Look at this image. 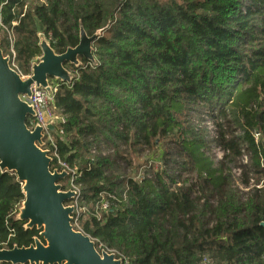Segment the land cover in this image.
<instances>
[{
    "label": "trees",
    "instance_id": "16d2710c",
    "mask_svg": "<svg viewBox=\"0 0 264 264\" xmlns=\"http://www.w3.org/2000/svg\"><path fill=\"white\" fill-rule=\"evenodd\" d=\"M81 27L101 31L96 63H66L73 82L55 80L65 122L58 157L49 148L52 170L60 159L77 172L78 228L127 264H264V0H0L1 48L7 28L22 75L42 37L61 54ZM146 151L162 164L125 176L119 164L141 166ZM24 199L0 169V249L42 239L17 219Z\"/></svg>",
    "mask_w": 264,
    "mask_h": 264
},
{
    "label": "water",
    "instance_id": "95a60500",
    "mask_svg": "<svg viewBox=\"0 0 264 264\" xmlns=\"http://www.w3.org/2000/svg\"><path fill=\"white\" fill-rule=\"evenodd\" d=\"M100 33L89 36L81 27L79 44L61 54L42 37V56L33 63L31 75L26 78L12 68L10 57L1 48L0 37V169L16 173L23 185L25 199L17 219L26 221L27 229L37 228L42 237H35L29 247L0 249V263L123 264L115 253L99 251L92 237L75 229V207L67 203L76 192L63 189L60 183L68 179L69 173L51 169L53 158L45 148L44 128L29 127L27 120L35 117V111L20 97L31 96L33 85L51 91V79L71 84L74 73L66 63L80 66L81 57L96 63L93 50ZM48 130L54 132L55 125L49 124Z\"/></svg>",
    "mask_w": 264,
    "mask_h": 264
},
{
    "label": "built area",
    "instance_id": "2783aa9c",
    "mask_svg": "<svg viewBox=\"0 0 264 264\" xmlns=\"http://www.w3.org/2000/svg\"><path fill=\"white\" fill-rule=\"evenodd\" d=\"M6 31L8 33V39L10 42V48H9L10 53L8 54V56L10 57V63H11L12 68H14L15 70L18 71L16 63H15L16 51L14 49V39H15L14 33L7 28H6ZM30 75H22V76L25 78V77H28ZM49 84L51 87V91H48L44 87H39V86L33 85L31 96L23 94L20 97L22 100L28 102L29 105H31L35 111V117H33L34 127L36 125H40L44 128L45 148L47 146L48 150H49V148L53 149L54 155L56 157H58L57 147H56V139H55L54 133L57 131L59 124L65 122V119L63 117L57 116L54 112L53 104H54V100H55V94L58 90V84L54 79H51ZM49 124L55 125V131L54 132H51L50 130H48ZM33 128H31V129H33ZM59 132L62 134L63 130L60 129ZM254 136H255V139L257 141H259L261 138V135L258 132H255ZM58 164L63 168L62 170H66L69 173L68 180L70 181V184H69L70 188L68 187V189H72L76 192V196L71 201L70 205H73L75 207V212L73 214L72 223H73L75 229L80 230L78 228V227H80L78 225V219H79V210H80L79 205H80V201H81L82 196H81L80 189L74 183L75 179L77 178V172H76V170L72 169L68 165V163H66L60 159L58 161ZM62 170H60V171H62ZM239 175H240V171L238 172V176ZM108 209H109V202L103 200L102 203L97 206V210H98L97 216L102 217V213L108 211ZM108 252H113V251H108ZM121 259L123 260V264H124L125 260L123 258H121ZM125 263L127 264L128 262L126 261ZM201 264H219V263H217L215 260H213L212 258H210L208 256H204L202 261H201Z\"/></svg>",
    "mask_w": 264,
    "mask_h": 264
},
{
    "label": "rangeland",
    "instance_id": "374dc122",
    "mask_svg": "<svg viewBox=\"0 0 264 264\" xmlns=\"http://www.w3.org/2000/svg\"><path fill=\"white\" fill-rule=\"evenodd\" d=\"M26 78V77H25ZM205 125L210 127L211 130V135H213V130H214V126L213 123L207 119L205 122ZM107 153H111V152H107ZM160 153L161 151L157 152V151H146L144 154H142V160L141 166H137V164H134V167L132 166L131 168L125 167V165H123L122 163H120V167H122L124 169V175L125 176H131V177H135L136 179H140V177L142 176V174L144 173V168H146L147 166H150L151 164L153 165V167L158 168L159 165H161L162 163L159 162V158H160ZM213 154L218 157V159L220 158V156L222 155V150L220 148H217V145L214 144V148H213ZM154 160H156L157 162H154ZM248 163L247 162V158L246 156L243 159H240L238 161H236L233 165L234 167V176L236 179H238V172L242 171V169L240 170L241 165H244ZM64 184L69 185L70 181L68 179L65 180Z\"/></svg>",
    "mask_w": 264,
    "mask_h": 264
}]
</instances>
